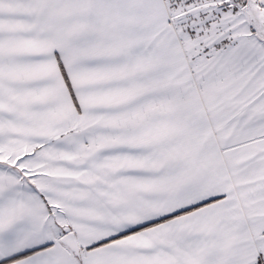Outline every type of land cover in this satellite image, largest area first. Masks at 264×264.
<instances>
[{"label":"snow or ice","instance_id":"snow-or-ice-1","mask_svg":"<svg viewBox=\"0 0 264 264\" xmlns=\"http://www.w3.org/2000/svg\"><path fill=\"white\" fill-rule=\"evenodd\" d=\"M0 264H264V0H0Z\"/></svg>","mask_w":264,"mask_h":264}]
</instances>
